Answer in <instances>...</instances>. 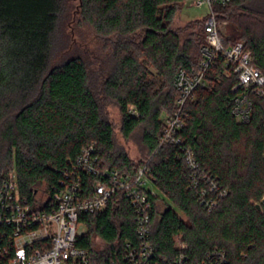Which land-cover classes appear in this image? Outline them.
Masks as SVG:
<instances>
[{
  "label": "trees",
  "instance_id": "16d2710c",
  "mask_svg": "<svg viewBox=\"0 0 264 264\" xmlns=\"http://www.w3.org/2000/svg\"><path fill=\"white\" fill-rule=\"evenodd\" d=\"M81 1L83 17L111 53L109 67L91 66L68 45L60 48L62 0H0V186L15 171L22 197L35 203L38 192L52 193L94 143L110 169L134 174L146 166L159 192L150 197V240L160 264L181 255L184 264H208L215 250L225 251L224 264H264V209L257 207L264 195V98L251 95V119L238 122L232 113L237 76L219 58L185 105L181 142L160 144L163 117L176 105L178 71L198 70L204 57L207 16L198 27L175 28L176 15L191 0ZM212 7L218 21L230 24L222 32L226 42H245L264 73V0ZM110 105L120 110L119 129ZM118 133L135 140L139 159L119 144ZM81 220L87 231L78 245L93 261L131 264L127 243H139L138 220L124 191Z\"/></svg>",
  "mask_w": 264,
  "mask_h": 264
},
{
  "label": "built area",
  "instance_id": "2783aa9c",
  "mask_svg": "<svg viewBox=\"0 0 264 264\" xmlns=\"http://www.w3.org/2000/svg\"><path fill=\"white\" fill-rule=\"evenodd\" d=\"M235 0H194L193 5L207 4L209 13L204 24L205 43L201 47L203 59L198 70L188 72L180 68L175 86L178 90L175 109L163 117V134L160 144L181 142L180 130L185 126V105L198 86L206 85V74L213 62L222 58L229 73L237 76L232 86L236 93L232 113L238 122H248L253 111L251 95L264 98V73L253 62L252 53L245 42H226L222 35L220 22L213 12V3H230ZM129 111L136 113L134 105ZM189 166L197 172L198 164L192 149L185 148ZM146 166L130 174L106 167L94 143L86 146L73 163L70 172L52 193L45 192L43 198L35 203L22 197L15 171H9L0 186V264H107L91 259L89 252L79 246V240L87 231L81 220L82 214L102 211L117 190L125 192L137 213V235L139 243H127L126 259L131 264H160L153 254L154 246L150 240V221L152 211V189L146 173ZM200 178H207L206 174ZM198 179L195 180V184ZM212 189L216 187L211 181ZM39 193V192H38ZM204 189H202V194ZM224 194V193H222ZM215 205L208 201L207 206ZM264 209V195L260 202ZM83 227V228H82ZM177 246L186 244L177 240ZM208 264H224L225 251L215 250ZM184 264L181 255L175 263Z\"/></svg>",
  "mask_w": 264,
  "mask_h": 264
},
{
  "label": "rangeland",
  "instance_id": "374dc122",
  "mask_svg": "<svg viewBox=\"0 0 264 264\" xmlns=\"http://www.w3.org/2000/svg\"><path fill=\"white\" fill-rule=\"evenodd\" d=\"M81 2V0H62V13L57 31L60 48L68 45L70 46V51L83 55L91 66L98 67L102 65L104 67H109L112 63L111 53L109 50L107 51L103 41L97 36L93 25L83 17ZM193 4L194 0L183 3V8L181 7L175 17V28H183L190 23H197L196 26L198 27V21H201V19L208 15L209 7L207 4L200 6ZM219 22L221 32L227 33L230 24L227 21ZM63 54L64 52L60 51L59 56ZM107 109L109 118L116 125L117 129H119L121 125L120 110L116 105H110ZM138 136L139 134L137 131L133 137L137 138ZM118 142L132 158L139 159L140 155L134 139H126L118 133ZM149 186H151V184H149ZM153 189L155 190L154 187ZM155 192L159 194L157 190H155ZM44 193V189H41L38 193V197L43 198L45 195ZM176 211L181 213L178 209H176Z\"/></svg>",
  "mask_w": 264,
  "mask_h": 264
},
{
  "label": "water",
  "instance_id": "95a60500",
  "mask_svg": "<svg viewBox=\"0 0 264 264\" xmlns=\"http://www.w3.org/2000/svg\"><path fill=\"white\" fill-rule=\"evenodd\" d=\"M257 207H258L259 209H261V205H260V204H257Z\"/></svg>",
  "mask_w": 264,
  "mask_h": 264
}]
</instances>
